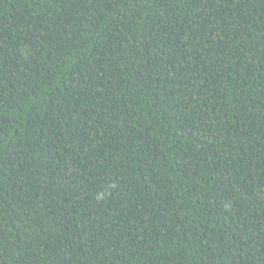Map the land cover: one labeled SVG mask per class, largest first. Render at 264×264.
I'll return each instance as SVG.
<instances>
[{
	"label": "trees",
	"instance_id": "1",
	"mask_svg": "<svg viewBox=\"0 0 264 264\" xmlns=\"http://www.w3.org/2000/svg\"><path fill=\"white\" fill-rule=\"evenodd\" d=\"M0 264H264V0H0Z\"/></svg>",
	"mask_w": 264,
	"mask_h": 264
}]
</instances>
